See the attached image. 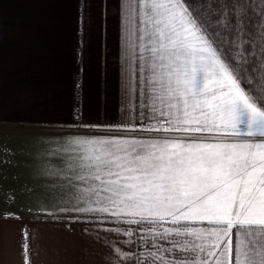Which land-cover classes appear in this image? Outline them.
<instances>
[{
	"label": "snow or ice",
	"instance_id": "snow-or-ice-1",
	"mask_svg": "<svg viewBox=\"0 0 264 264\" xmlns=\"http://www.w3.org/2000/svg\"><path fill=\"white\" fill-rule=\"evenodd\" d=\"M119 4L121 119L68 142L64 195L125 224L176 225L150 229L169 247H117L111 264H264V0Z\"/></svg>",
	"mask_w": 264,
	"mask_h": 264
},
{
	"label": "crops",
	"instance_id": "crops-1",
	"mask_svg": "<svg viewBox=\"0 0 264 264\" xmlns=\"http://www.w3.org/2000/svg\"><path fill=\"white\" fill-rule=\"evenodd\" d=\"M123 37L119 0H0V140L119 121ZM15 153L0 147V171L13 166L1 155ZM153 227L176 225H129L106 212H0V264H26V255L27 264H111L117 247H169Z\"/></svg>",
	"mask_w": 264,
	"mask_h": 264
},
{
	"label": "rangeland",
	"instance_id": "rangeland-1",
	"mask_svg": "<svg viewBox=\"0 0 264 264\" xmlns=\"http://www.w3.org/2000/svg\"><path fill=\"white\" fill-rule=\"evenodd\" d=\"M106 135L108 133L101 129L81 127L49 132L39 130L22 138L15 136L14 139L0 140V147L16 152L1 155L13 161V166L10 170L0 171V185H9L0 189V212L49 211L66 217L100 212L83 210L79 203L64 193L69 190L68 142ZM51 163L55 165L49 170ZM5 168L0 165V169Z\"/></svg>",
	"mask_w": 264,
	"mask_h": 264
}]
</instances>
